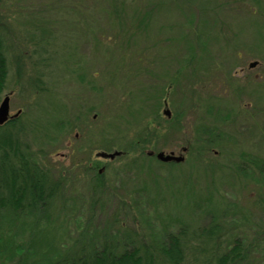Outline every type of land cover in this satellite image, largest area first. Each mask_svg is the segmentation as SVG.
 Returning <instances> with one entry per match:
<instances>
[{"label":"rangeland","instance_id":"rangeland-1","mask_svg":"<svg viewBox=\"0 0 264 264\" xmlns=\"http://www.w3.org/2000/svg\"><path fill=\"white\" fill-rule=\"evenodd\" d=\"M0 36V101L60 181L1 220L0 264L17 245L43 263L212 221L240 238L243 264H264V0H0Z\"/></svg>","mask_w":264,"mask_h":264},{"label":"trees","instance_id":"trees-1","mask_svg":"<svg viewBox=\"0 0 264 264\" xmlns=\"http://www.w3.org/2000/svg\"><path fill=\"white\" fill-rule=\"evenodd\" d=\"M6 77L7 62L0 36V95ZM236 89H240L239 86ZM15 122L12 118L0 125V223L43 207L60 185V181H53L51 172L40 166L27 146L20 142L14 130ZM209 144H200L197 151L199 148L210 150ZM119 150L122 155L126 154L125 149ZM5 233L6 229L0 227V242ZM224 234V226L219 221L197 228L184 225L155 241H136L129 236L130 245L119 253L103 244L85 253L53 257L43 263L28 261V264H243L247 259L246 247L237 237L228 245ZM14 244L10 243V249ZM30 255V248L17 245L6 260L24 264L32 258Z\"/></svg>","mask_w":264,"mask_h":264},{"label":"water","instance_id":"water-1","mask_svg":"<svg viewBox=\"0 0 264 264\" xmlns=\"http://www.w3.org/2000/svg\"><path fill=\"white\" fill-rule=\"evenodd\" d=\"M256 63L253 62L250 65L253 66ZM166 106V103H165ZM163 114H165L167 117L170 116V111L168 108H164L163 109ZM15 116V115H14ZM11 116H9V95H5L3 97V99L0 101V125L3 124L8 118H10ZM120 154L119 151H113L110 153L107 152H98L97 155H99L102 158H109V159H113L115 156H118ZM149 155L152 154V152H148ZM155 157L162 161V162H181L184 160V157L182 155H176L174 154V152H169V153H165L163 151H159L155 154Z\"/></svg>","mask_w":264,"mask_h":264},{"label":"flooded vegetation","instance_id":"flooded-vegetation-1","mask_svg":"<svg viewBox=\"0 0 264 264\" xmlns=\"http://www.w3.org/2000/svg\"><path fill=\"white\" fill-rule=\"evenodd\" d=\"M255 66H257V65L250 66V64H248V68H249V69H252V68H254ZM101 159H107V158H101ZM89 166H90V168H91L92 170L95 169V170L98 171L99 173H101V172L103 171V169L105 168L103 165L99 167L97 164H93V162H90Z\"/></svg>","mask_w":264,"mask_h":264}]
</instances>
